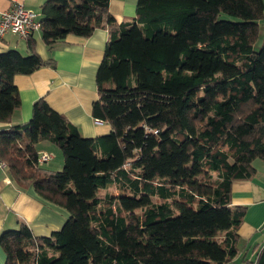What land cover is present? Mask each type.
Masks as SVG:
<instances>
[{
    "label": "trees",
    "instance_id": "16d2710c",
    "mask_svg": "<svg viewBox=\"0 0 264 264\" xmlns=\"http://www.w3.org/2000/svg\"><path fill=\"white\" fill-rule=\"evenodd\" d=\"M109 1L48 0L39 18L49 50L108 30L92 107L107 135L83 137L45 99L8 127L21 106L14 78L52 61L33 37L26 55L0 53V160L69 215L49 238L22 222L4 232L5 264L230 263L246 216L232 186L264 161V0H138L121 22ZM45 141L62 170L39 163Z\"/></svg>",
    "mask_w": 264,
    "mask_h": 264
},
{
    "label": "crops",
    "instance_id": "0c3cea01",
    "mask_svg": "<svg viewBox=\"0 0 264 264\" xmlns=\"http://www.w3.org/2000/svg\"><path fill=\"white\" fill-rule=\"evenodd\" d=\"M41 17V8L48 0H16ZM138 0H110V13L119 22L136 16ZM12 0H0V13L11 7ZM264 29L260 22L259 39ZM35 51L52 66L43 67L30 75L14 78L21 99L20 109L8 127L27 123L33 115L34 104L45 99L48 105L78 128L85 138L107 135L110 127L98 124L92 116L93 104L98 100L96 76L109 42L107 29H97L88 38L69 36L63 45L49 50L41 33L33 36ZM18 50L28 53L27 39L6 35L0 40V53ZM40 152L53 155L44 166L60 171L64 166L60 150L48 141L39 146ZM58 150V151H57ZM256 174L250 180L236 181L232 186V206L245 208L244 223L239 229V254L227 264L255 263L264 249V161L254 162ZM68 213L49 202L42 201L34 189H23L0 166V237L4 232L17 230L20 222L28 225L35 237L49 238L59 231ZM6 263V253L0 244V264Z\"/></svg>",
    "mask_w": 264,
    "mask_h": 264
},
{
    "label": "built area",
    "instance_id": "2783aa9c",
    "mask_svg": "<svg viewBox=\"0 0 264 264\" xmlns=\"http://www.w3.org/2000/svg\"><path fill=\"white\" fill-rule=\"evenodd\" d=\"M41 30L39 16L33 10L27 9L16 0H12L11 7L0 13V40L6 35H16L22 39L33 37ZM102 124L100 121H96ZM53 159V155L47 152L40 154L39 163L44 165ZM0 166L7 169V164L0 160Z\"/></svg>",
    "mask_w": 264,
    "mask_h": 264
},
{
    "label": "rangeland",
    "instance_id": "374dc122",
    "mask_svg": "<svg viewBox=\"0 0 264 264\" xmlns=\"http://www.w3.org/2000/svg\"><path fill=\"white\" fill-rule=\"evenodd\" d=\"M263 37H264V29H263V33H262V36H261V38L263 39ZM264 40V39H263ZM263 40H261V39H259L258 40V42L256 43V45H255V50H257V51H259V49L261 48V46H262V42H263ZM58 151V150H57ZM46 164V163H45ZM44 164V165H45Z\"/></svg>",
    "mask_w": 264,
    "mask_h": 264
},
{
    "label": "bare ground",
    "instance_id": "6f19581e",
    "mask_svg": "<svg viewBox=\"0 0 264 264\" xmlns=\"http://www.w3.org/2000/svg\"><path fill=\"white\" fill-rule=\"evenodd\" d=\"M40 33H41V30H40Z\"/></svg>",
    "mask_w": 264,
    "mask_h": 264
}]
</instances>
